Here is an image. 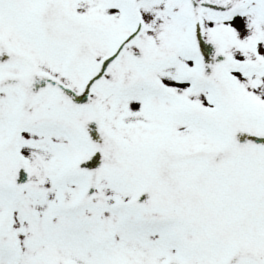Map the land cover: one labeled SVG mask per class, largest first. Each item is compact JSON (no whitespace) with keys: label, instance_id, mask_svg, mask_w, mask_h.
I'll list each match as a JSON object with an SVG mask.
<instances>
[{"label":"snow or ice","instance_id":"snow-or-ice-1","mask_svg":"<svg viewBox=\"0 0 264 264\" xmlns=\"http://www.w3.org/2000/svg\"><path fill=\"white\" fill-rule=\"evenodd\" d=\"M0 264H264V0H0Z\"/></svg>","mask_w":264,"mask_h":264}]
</instances>
